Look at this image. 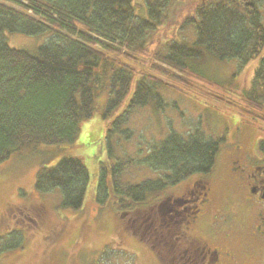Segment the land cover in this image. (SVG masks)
<instances>
[{
	"label": "trees",
	"instance_id": "16d2710c",
	"mask_svg": "<svg viewBox=\"0 0 264 264\" xmlns=\"http://www.w3.org/2000/svg\"><path fill=\"white\" fill-rule=\"evenodd\" d=\"M173 1L0 0V163L40 145L74 142L82 121L93 115L95 99L104 82L109 94L104 115L106 132L111 133L113 125L120 130V124L126 122L123 117L128 110L114 121L109 115L122 106L134 83L130 109L151 101L158 104L161 98L156 86L197 99L206 93L196 83L208 81L198 69V63L202 66L206 61L201 49L215 59H238L242 64L261 54L264 0H193L195 16L188 15L185 21L195 23L196 41L163 42L158 25ZM142 9H146L148 18L137 14ZM11 33L43 36L46 40L34 48L15 47L7 41ZM160 74L173 83L159 78ZM260 86L264 87V58L256 70L252 90L240 99L227 101L236 108L243 107L244 116L257 122L264 117V91L254 90ZM226 99L221 95L210 100L220 105ZM225 140L207 139L199 130L186 138L171 132L151 146L145 160L152 169L166 173L136 185L121 182L124 165H116L110 182L113 192L121 196L117 204L126 226L142 234L149 226L151 233L148 211L166 199L165 188L194 174H210ZM257 149L264 154V140ZM132 163L126 161V165ZM89 180V170L81 160L63 157L54 166L40 168L35 188L42 193L59 189L62 206L79 210ZM107 186L101 170L95 195L101 204L108 196ZM151 201L155 202L148 206ZM185 207H191L189 213L195 212L194 203L187 202ZM40 208L16 207L18 217H12L14 211L10 208L7 210L5 218L13 220L14 228L8 233L9 240L0 235V255L24 248L27 235L20 227L26 226L29 232L38 227L43 218L35 214L43 212ZM138 226L141 229H136ZM152 246L158 248L156 243Z\"/></svg>",
	"mask_w": 264,
	"mask_h": 264
},
{
	"label": "rangeland",
	"instance_id": "374dc122",
	"mask_svg": "<svg viewBox=\"0 0 264 264\" xmlns=\"http://www.w3.org/2000/svg\"><path fill=\"white\" fill-rule=\"evenodd\" d=\"M192 2L174 0L164 11L166 18L158 25L159 39H165L163 42L168 39L196 41L195 23L185 21L186 16H195ZM136 12L148 18L146 9ZM261 14L264 22V4ZM45 40L43 36L7 34L8 43L15 47L34 48ZM201 50L206 61L202 66L198 63V69L209 82L196 84L206 93L205 97L202 93L203 96L193 99L173 89L156 86L154 89L161 98L158 104L151 101L146 106L130 109L128 104L134 83L122 106L109 115L114 121L128 110L127 116L123 117L126 122L120 124V130L113 125L110 133L106 132L107 119L104 117L109 98L108 85L104 82L95 99L94 113L82 121L74 142L40 145L36 150L26 149L0 163V235L9 240L8 233L14 228L13 220L5 218L9 208L14 211L12 217L20 216L16 207L31 209L34 205L43 207L44 212L43 223H38L32 232L26 230V226L20 227L27 235L24 248L1 254L0 264H160L156 254L158 248L152 246L156 242H152L148 234L143 236L149 231L143 229V235L136 232V236L126 226V219L120 218L117 201L121 196L113 192L111 172L122 163L121 182L136 185L156 180L166 171L154 170L146 163L151 146L171 132L186 138L197 130L207 139H226L213 171L209 175L194 174L176 185L169 184L165 192L178 197L198 178H210L212 204L202 206L192 225L203 228L206 238L221 243L224 249L240 259V264H254V258L264 245L262 234L256 228L260 204L236 185L230 171V152L237 143L243 144L247 154L255 152L259 142L264 140V117L256 122L244 116L243 107L236 108L228 101L240 99L246 91L252 90L256 70L264 58V48L258 58L247 64L238 59L221 61L206 49ZM157 76L173 83L161 74ZM254 90L263 93L264 87ZM221 95L227 97L222 105L210 100ZM63 157L77 158L89 170L90 180L83 207L79 210L62 206L59 189L42 193L35 188L40 168L54 166ZM127 160L133 163L126 165ZM101 170H104L108 185V196L103 204L95 200ZM155 201L147 205L151 206Z\"/></svg>",
	"mask_w": 264,
	"mask_h": 264
},
{
	"label": "flooded vegetation",
	"instance_id": "af4514ba",
	"mask_svg": "<svg viewBox=\"0 0 264 264\" xmlns=\"http://www.w3.org/2000/svg\"><path fill=\"white\" fill-rule=\"evenodd\" d=\"M230 153V171L234 175L236 185L244 188L248 196L260 204L256 228L262 234L261 239L264 241V154L256 148L255 152L249 155L240 143H237ZM210 191V178L200 177L182 195L176 197L168 193L159 206L150 208L148 220H152L150 224L152 232H145L144 235L140 233L144 237L148 234L155 240L160 264L241 263L240 259L228 249H224L221 243L206 238L203 228L197 227L196 224L192 225L198 218L202 206L207 204L208 207L212 204V191ZM189 198L190 200H185ZM187 202L194 203L195 212L192 214L189 213L191 207L184 208ZM35 215L43 218L44 212L37 211ZM41 222L43 223V220ZM136 229L141 228L138 226ZM148 229L149 226L146 230ZM155 229L158 232L157 237ZM134 234L137 236L136 232ZM262 246L257 257L254 258V264L256 262L264 264Z\"/></svg>",
	"mask_w": 264,
	"mask_h": 264
}]
</instances>
